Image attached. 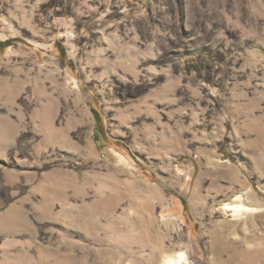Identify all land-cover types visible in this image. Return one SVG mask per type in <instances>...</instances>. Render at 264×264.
<instances>
[{
    "label": "rangeland",
    "instance_id": "rangeland-1",
    "mask_svg": "<svg viewBox=\"0 0 264 264\" xmlns=\"http://www.w3.org/2000/svg\"><path fill=\"white\" fill-rule=\"evenodd\" d=\"M182 256L264 264V0H0V264Z\"/></svg>",
    "mask_w": 264,
    "mask_h": 264
},
{
    "label": "bare ground",
    "instance_id": "bare-ground-1",
    "mask_svg": "<svg viewBox=\"0 0 264 264\" xmlns=\"http://www.w3.org/2000/svg\"><path fill=\"white\" fill-rule=\"evenodd\" d=\"M236 205L237 206L235 208L239 207L236 209V212H238L240 210V207H241V209L244 208L243 204H241V203L236 204ZM171 264H187V262H186V259L184 258V256H182V258L179 260H172Z\"/></svg>",
    "mask_w": 264,
    "mask_h": 264
}]
</instances>
